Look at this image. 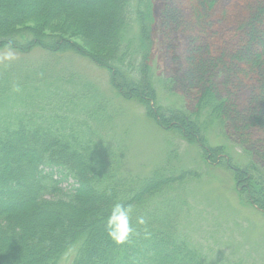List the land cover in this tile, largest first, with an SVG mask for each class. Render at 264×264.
<instances>
[{"label":"trees","instance_id":"trees-1","mask_svg":"<svg viewBox=\"0 0 264 264\" xmlns=\"http://www.w3.org/2000/svg\"><path fill=\"white\" fill-rule=\"evenodd\" d=\"M243 1L250 12L239 23L237 45L216 56L202 26L218 0H187L192 23L177 8L166 10V18L172 14L183 30H201L188 35L184 81L197 90L194 106L166 105L158 96L151 56L153 0H0V48L13 40L25 55L39 48L89 57L108 71L119 97L143 103L160 127L198 144L211 163L231 171L242 198L264 213V153L259 162L242 146V159L207 138L213 126L229 134L227 101L213 80L226 64L254 77L244 116L264 132V1ZM46 69H0V264H60L72 251L70 264H207L179 234L185 199L176 186L187 184L193 171L165 166L147 176L124 174L123 150L105 132L112 113L91 87L83 88L89 92L85 101L62 97L58 91L64 88L56 90ZM170 80L157 77L168 85ZM14 84L19 93L12 91ZM116 202L133 206L131 222L139 232L122 246L105 230ZM141 215L147 235L136 223Z\"/></svg>","mask_w":264,"mask_h":264},{"label":"rangeland","instance_id":"rangeland-1","mask_svg":"<svg viewBox=\"0 0 264 264\" xmlns=\"http://www.w3.org/2000/svg\"><path fill=\"white\" fill-rule=\"evenodd\" d=\"M242 1L218 0L207 23L202 26V30L205 28L203 36L209 38L215 56L225 46L237 45L239 23L250 12ZM153 3L155 21L151 56L158 96L166 105L189 102L194 106L197 90L187 87L184 81L189 65V42L192 44L188 35L201 30L193 26L183 30L182 22L173 19L172 14L166 18V10L174 8L186 15H181L184 19L191 18L187 0H153ZM71 39L78 46H85L80 38ZM89 47L92 52H98ZM20 54L21 58L11 65L17 68L33 65L34 69L47 67L44 75H49L56 90L64 88L58 91L62 97L74 99L78 95L75 101H85L89 92L83 88H93L106 112L113 115L105 125V132L107 139L123 150L119 160L124 174L147 176L165 166L193 171L195 176L187 184L176 186L185 199L179 234L202 254L207 264H264V213L242 198L230 170L220 163H211L198 144L160 127L148 117L143 103L119 97L112 88L108 71L89 57L73 52L51 53L39 48L26 55ZM228 65L221 66L223 70L216 71L213 80L227 101L229 134L226 136L220 128L213 126L208 128L207 138L212 146L224 144L232 155L246 159L243 146L260 162L259 155L264 153V132L248 124L244 116L256 81L245 72L230 70ZM157 77L175 80V83L170 85V80L169 85L164 84L157 81ZM73 257L72 251L60 264H70Z\"/></svg>","mask_w":264,"mask_h":264},{"label":"clouds","instance_id":"clouds-1","mask_svg":"<svg viewBox=\"0 0 264 264\" xmlns=\"http://www.w3.org/2000/svg\"><path fill=\"white\" fill-rule=\"evenodd\" d=\"M21 58V54L15 47V42L13 40H8L7 43L0 48V66L7 68L10 67L12 63L18 61ZM13 92L19 93L21 87L19 84H14L12 88ZM134 208L132 205H125L121 202H116L113 204L110 215L108 216L105 223V230L108 237L117 245H125L131 243L132 237L139 235L137 229L132 225V214ZM136 223L138 225L144 226L145 234L147 231V220L143 215L136 218Z\"/></svg>","mask_w":264,"mask_h":264}]
</instances>
